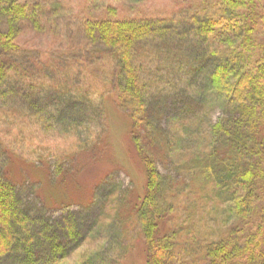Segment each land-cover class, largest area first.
<instances>
[{
    "label": "trees",
    "instance_id": "obj_1",
    "mask_svg": "<svg viewBox=\"0 0 264 264\" xmlns=\"http://www.w3.org/2000/svg\"><path fill=\"white\" fill-rule=\"evenodd\" d=\"M60 4L0 0V264L11 256L13 264H66L64 260L86 240L94 239L102 242L87 247L79 261L69 264H124L126 248L119 252L118 242L111 243L117 235L112 222H104L103 230L95 220L83 234L71 217L65 234H60L49 221L24 209L7 172L16 163L13 156H20L3 138V128L23 124L33 138L32 147L39 145L41 134L56 130L61 119L40 105L50 96V83H59L64 90L61 77L53 78L54 83L42 81L34 62L26 61L31 49L17 42L24 27L39 29L56 15ZM181 13L127 16L104 5L97 14L77 15L81 20L75 35L80 39L71 46L74 62L91 59L96 51L109 56L108 78L89 94L97 93L101 104L112 100L125 114L146 173L142 188L132 186L126 192L114 186L104 197V209L120 202L122 191L125 205L110 211L120 212L116 217L128 216L126 229L133 236H127V243L141 241L147 264H183L174 249L186 222L177 228L170 222L178 215L183 219L188 210L202 218V239L195 250L203 262L264 264V0H194ZM183 23L186 28L180 27ZM189 36L201 45L196 56L188 53ZM57 60L61 59L49 64ZM93 63L96 58L90 66L94 73L100 67ZM155 96L160 107L170 97V104L178 107L175 116L162 120L158 106H151ZM69 104L84 106L77 101ZM216 108L223 111L219 120L213 118ZM24 160L36 168H41L37 162L47 165L40 155ZM159 164L173 166L163 174ZM47 176L54 178L51 170ZM60 182L65 184V179ZM102 182L110 181L105 176L98 183ZM95 189L96 184L90 187L89 198L74 195L71 201L59 197L51 202L89 204Z\"/></svg>",
    "mask_w": 264,
    "mask_h": 264
},
{
    "label": "rangeland",
    "instance_id": "obj_2",
    "mask_svg": "<svg viewBox=\"0 0 264 264\" xmlns=\"http://www.w3.org/2000/svg\"><path fill=\"white\" fill-rule=\"evenodd\" d=\"M59 1L61 4L57 7V13L52 16V19H47L39 29L24 27L17 36V42L23 47L31 49L32 52L25 55L28 56L26 61L28 64L34 62L35 67L41 73L42 81L50 83L53 82L51 81L53 78L61 77V83L65 85L64 90H61L59 83H56L57 85L50 83L49 90L52 97L47 96L48 98H45L44 101H40L42 111L61 117V119L56 130L41 134L39 145L32 147L30 141L33 138H31L28 131L23 129V124L22 126L17 124L11 127L8 126L6 129L3 128V138L6 142H10L11 149L16 148V153L22 158L13 156V161L16 163L10 165L7 172L10 180L17 185V197L25 206L24 209L32 216H41L44 220L49 221L48 223L55 226L60 234H65L66 220L71 217L77 219L83 234L87 233L95 220L99 221V228L103 230L105 228L104 222L110 221L117 234L115 237H111L112 242H110L114 244L118 242L116 247L119 252L124 251L126 248L127 255L124 264H147L145 247L141 241L135 239L134 244L128 245L129 243H127V236H133L130 230L126 229L130 224L126 219L128 216L116 217L120 212L110 211L117 208L118 204L125 205L121 203L125 198L122 196L124 195L122 191L120 202L115 201L113 206L109 203L105 207L106 211L104 209L106 204L104 203V197L114 186H118L119 190L122 189L128 192L132 186L136 188L144 187L146 182L144 166L136 154L129 134L130 128L127 117L112 100L106 98L101 104L102 101L97 93L89 94L91 88L99 90L101 88L99 86L100 82L104 83L103 80L108 78L112 67L109 56L103 51L97 53V49H93L92 51H96L94 52L95 57L91 56V59L84 58L81 63L77 64L74 62L75 57L73 56L76 55L71 46L74 39L76 41L80 39L75 35L81 20L80 16L77 17L78 14L81 16L97 14L98 8L110 5L116 8L118 12L127 14V16H134V14L139 13V15L166 14L177 17L181 16L182 10H186L194 0ZM101 4L102 6H100ZM60 14H70L71 16L70 19L62 17L64 15L57 17ZM53 20L56 21V24L55 22L53 24ZM183 24L185 25V23ZM48 25L52 26L53 29H49ZM184 25L180 27L186 28V25ZM185 39L187 46H189L190 52L188 53L192 55L194 52V56L198 55L196 50L198 47L199 51L201 45L198 46L195 41L191 42L190 36ZM59 52L60 55L57 54ZM57 57L61 60H57L53 65L49 64ZM94 58H96V63L93 64L98 65L97 67L100 68L93 73L90 66ZM55 68L57 70H54ZM79 88L80 90H78ZM30 96H33V94ZM33 97L35 99L36 96ZM156 97L152 100L151 105L155 108L161 103ZM22 98V95H20L18 99L22 100ZM59 100H61V104L57 102ZM71 101L82 102L84 106L83 108L73 106L69 104ZM170 102L171 98L168 97V103H163V107L158 106L159 111H157L164 121L175 116L178 112V107L173 106ZM62 109L66 112L62 113ZM222 116L223 111L220 108L213 110L215 120H219ZM38 155L42 156L43 160H47L45 162L47 165L37 162L41 168H36L24 160V158L28 159L30 156L36 157ZM172 166L173 164L169 166L159 164V169L163 174H167ZM48 170L53 173V180L48 178ZM175 170L177 169L175 168ZM105 176L110 182L99 184L100 178ZM64 179L65 184L57 183L58 180ZM49 181L52 185L45 187ZM95 184V196L89 204L76 203L70 206H59L51 202L56 201V198L59 197H65L67 198L66 201H71L74 200V195L83 196L84 199L89 198L90 187ZM183 217V219H180L178 215L173 222H170L173 228L179 227L178 224L183 223L184 220L186 222L176 236L174 250L180 257H183V264H206L205 261L203 262V256L198 250H195L199 240L202 239L200 234V231H202L200 226L201 215L193 210L192 212L188 210L183 212ZM40 228L41 226L38 227V229ZM114 228H112V232ZM125 229L128 230V233ZM124 233L126 234L125 237H123ZM94 240H86L64 262L69 264L79 261L80 255L87 247L98 246L102 242L101 239ZM14 259L11 256L3 264H13L11 261L14 262Z\"/></svg>",
    "mask_w": 264,
    "mask_h": 264
}]
</instances>
